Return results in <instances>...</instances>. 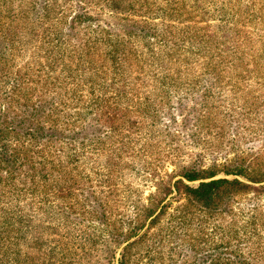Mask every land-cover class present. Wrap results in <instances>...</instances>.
I'll return each instance as SVG.
<instances>
[{
	"label": "rangeland",
	"instance_id": "rangeland-1",
	"mask_svg": "<svg viewBox=\"0 0 264 264\" xmlns=\"http://www.w3.org/2000/svg\"><path fill=\"white\" fill-rule=\"evenodd\" d=\"M0 127V264H264V191L174 188L264 173V0H0Z\"/></svg>",
	"mask_w": 264,
	"mask_h": 264
},
{
	"label": "trees",
	"instance_id": "trees-1",
	"mask_svg": "<svg viewBox=\"0 0 264 264\" xmlns=\"http://www.w3.org/2000/svg\"><path fill=\"white\" fill-rule=\"evenodd\" d=\"M2 130V127H0ZM12 158L10 155L6 154V149L3 147L0 149V162H4L6 166L12 163ZM223 171L225 176H234L243 179L245 182L238 180L237 178L226 179L219 178L214 179L217 174L214 172L205 173L202 171H195L194 169H188L181 174V178L188 182L194 183L198 182L197 185H188L181 181H176L174 183V188L177 193H179L186 204H194L199 205L200 207L208 208L215 206L216 200L226 198L229 194L232 195L239 194L238 192L244 191L247 192L249 190L252 191H264V173H257L256 175H250L246 172L244 167L239 164L227 166ZM12 174L7 173V180L12 178ZM259 185V186H252ZM153 216V212L151 209L147 212L146 218L150 219ZM146 219V220H147ZM158 219V215L151 219V223H155ZM136 231H133L131 238H135ZM149 237L147 232L139 235L138 240H135L129 243L121 252L118 264H130V248L133 245L142 243L145 239ZM120 241L119 243H121ZM126 242V241H123Z\"/></svg>",
	"mask_w": 264,
	"mask_h": 264
}]
</instances>
